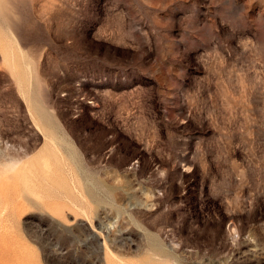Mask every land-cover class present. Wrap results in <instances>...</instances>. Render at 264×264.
<instances>
[{"label":"rangeland","instance_id":"obj_1","mask_svg":"<svg viewBox=\"0 0 264 264\" xmlns=\"http://www.w3.org/2000/svg\"><path fill=\"white\" fill-rule=\"evenodd\" d=\"M0 264H264V0H0Z\"/></svg>","mask_w":264,"mask_h":264},{"label":"bare ground","instance_id":"obj_2","mask_svg":"<svg viewBox=\"0 0 264 264\" xmlns=\"http://www.w3.org/2000/svg\"><path fill=\"white\" fill-rule=\"evenodd\" d=\"M1 193V192H0ZM1 204V203H0Z\"/></svg>","mask_w":264,"mask_h":264}]
</instances>
